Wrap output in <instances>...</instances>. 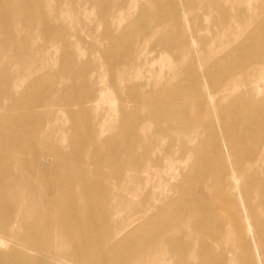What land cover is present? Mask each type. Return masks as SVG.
I'll list each match as a JSON object with an SVG mask.
<instances>
[{"label":"bare ground","instance_id":"bare-ground-1","mask_svg":"<svg viewBox=\"0 0 264 264\" xmlns=\"http://www.w3.org/2000/svg\"><path fill=\"white\" fill-rule=\"evenodd\" d=\"M178 1L152 2L167 14L155 23L158 33L190 23L188 40L198 39L206 29L202 19L181 16L188 7L177 12ZM195 1L219 17L213 22L225 44L240 37H226L233 23L245 31L253 27L238 43L251 65L221 62L216 53L214 62L203 60L197 76L209 81L197 90L182 82L145 90L122 78L139 71L144 52L137 54L131 44L141 39L128 23L132 1H71L72 7L91 5L100 16L105 34L87 38L100 39L105 48L94 51L92 43L56 38L60 30L66 36L52 16L59 0H0V264H157L162 254L173 264H264V35L249 16L252 0H229L240 7L227 14L215 0ZM114 14H124L116 32L109 20ZM87 20L72 23L78 41L95 34ZM175 43L155 37L149 44L167 52ZM80 45L88 52L85 60L77 54ZM96 53L115 77L117 99L105 97L102 82L91 78L98 77L89 66ZM60 78L68 84L58 89ZM193 78L190 69L182 70L180 81ZM95 88L101 93L91 101ZM72 90L88 94L73 97ZM115 102L122 105L118 132L98 138L73 129L81 120L91 122L88 104ZM61 115L74 133L67 146L54 144L49 129ZM152 170L158 171V191L132 207L125 221H112L107 210L93 216L96 210L88 206L96 198L129 205L134 193L125 183L137 184L139 172ZM105 183L119 184V193ZM166 186L179 196L162 193Z\"/></svg>","mask_w":264,"mask_h":264},{"label":"rangeland","instance_id":"rangeland-1","mask_svg":"<svg viewBox=\"0 0 264 264\" xmlns=\"http://www.w3.org/2000/svg\"><path fill=\"white\" fill-rule=\"evenodd\" d=\"M61 6L58 7L60 9L58 12L53 11V17L55 19L56 27H65L66 28V36L63 35L62 31H57L56 38H66L73 45H78L82 42L84 43H92V50L99 51L105 48L102 41H92V39L87 38L88 35H92L93 37H99L105 34V27L101 26L102 23H98L100 16L97 14L96 10L92 8L91 5H87L82 2L81 7H72V0H59ZM132 4L128 8V17L131 18L129 20V24L137 33L140 35V40H134L131 42L133 45L135 52L138 54L141 51L143 55L139 59V71L126 77L129 82H133L136 84H142L145 86V90L154 88L159 84H177L178 82H182L183 84L192 85L193 89H198L201 85L206 84L209 81L207 77L199 78L197 75L199 74V70L204 66L203 60L205 63L214 62L216 58V53L219 55V60L221 62H227L228 60H236L244 63V67L247 68L251 64L246 61V53L242 49H238L239 41L243 40L246 37V34L253 28L248 27L245 31L239 24L233 23L230 27V32L226 33V37L229 39L239 37L237 42L231 43V45L225 44L223 40L219 37L220 32L216 27L215 21L216 13L213 12V9L207 7L202 1L190 2V0H179L180 3H175L178 5H174L173 7L177 9V12L180 11L183 7H188V9L182 13L181 16H186L187 18L198 17L202 19L201 28L205 30L199 32V38L195 40H188L190 36H192V32L190 31L191 25L181 24L179 27L175 26L172 29L170 27H165L160 33H158V28L155 27V23H158L162 20L164 16H167L165 12L158 11L154 8L152 2L155 0H130ZM178 1V2H179ZM218 2L219 11L227 14L228 12L237 9L239 6L238 3L229 2V0H215ZM186 3L187 6H184L182 3ZM253 7L249 12V16L252 17L255 15L254 19L256 22L257 31L259 34L264 35V0H252ZM121 17H124V14L112 15L109 20L113 26V32L117 31L119 25L123 26ZM78 18L86 19V23L92 25L95 34H86L82 36V41H78L76 34L74 35L72 28L73 22ZM54 23V24H55ZM172 27V26H171ZM241 32H240V31ZM244 30V31H243ZM154 36V37H153ZM155 37L164 38L168 43H174L172 46L176 48L167 51H157L156 48L149 44L151 39ZM97 39V38H96ZM82 45L78 46L77 54L81 60H85L88 57V52L82 49ZM116 51V50H114ZM59 53V52H58ZM117 54V53H116ZM96 60L95 64H89V66H93L97 69L98 77H91L92 79L98 78L101 83V92H103L104 96L111 99H117V87L114 84L115 77L110 74L109 68L105 65V62L100 54L96 53L94 56ZM127 59V58H126ZM215 59V60H214ZM261 65H264V56L259 58ZM231 62V61H230ZM60 66H57L59 69ZM184 68H188L194 74V78L191 81H180L182 77V70ZM12 69H15L13 67ZM56 69V70H57ZM27 73L24 72V78L27 77ZM127 79V80H128ZM93 81V80H92ZM68 84V80H64V78L58 79L56 83V88H61ZM118 88L121 87V83L116 82ZM258 85L262 86L263 83H258ZM96 89V88H95ZM69 91V90H67ZM77 92H71V96H86L88 92H84L86 90H72ZM100 92V93H101ZM99 90L96 89L95 93L91 98V101H95L99 97ZM69 93L66 94L65 97H68ZM95 103H90L87 105V108L91 109V122L87 121L84 123L81 120L79 125H74L69 123L66 120L65 115L57 116L54 121L49 124V129L52 130V142L58 145L67 146L69 144V139L73 136L74 133H68L67 129L71 124L73 129L76 132H81L83 135H95L98 138L103 136L112 135L118 131L114 128L118 126L119 122L117 121L116 113L118 109L122 106L121 103H100L98 108H96ZM132 104H125V108L128 111L132 109ZM58 109V108H57ZM76 109L75 107L73 108ZM55 110V108L53 109ZM139 116V115H138ZM45 124L41 127L44 128ZM60 128H63L62 130ZM224 128L222 127L220 131ZM122 132L126 129H121ZM40 130H38V133ZM154 134V133H152ZM64 140V142H63ZM65 150L69 151L68 148ZM184 168V166H183ZM182 168V170H183ZM106 172L110 175L113 174V170L105 169ZM182 178L185 175V169L182 171ZM178 171V173H179ZM104 173L99 175L98 177L103 178ZM148 173V176L146 175ZM157 170H152L149 172H139L137 180L139 181L137 184L125 183V188L132 187L133 189H128V192L134 193L129 196V205H124L121 201L117 202V200L109 201L108 204L103 201H100L98 198L95 199L94 204L89 205L90 209H95L96 212L93 216L98 214V217L101 214L102 210H107L112 215L111 220L116 222V220H126L131 212V208L137 206L140 202H143L146 197L150 196V192H157L158 189L155 188L157 185L156 182L159 180ZM107 183V182H106ZM105 183V186L108 184ZM114 183H117L114 181ZM104 186V187H105ZM107 188L111 191L112 194L119 193L120 185H108ZM170 186L163 187V192L165 195H168L169 198L178 197L177 193L170 192ZM191 191H197V184L189 185ZM215 202H219V200L215 199ZM119 204V206H118ZM129 209V212H127ZM112 210V212L110 211ZM261 213L264 215L263 211ZM98 217L95 220V224L97 226L101 225V221L98 220ZM116 260L119 257H115ZM188 260H192L191 257H187ZM157 264H173L174 260L171 257H168L165 254H162L157 257Z\"/></svg>","mask_w":264,"mask_h":264}]
</instances>
